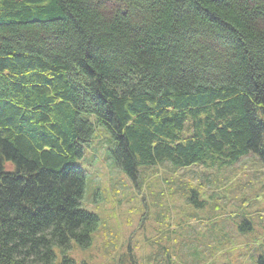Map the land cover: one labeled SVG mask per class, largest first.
<instances>
[{"label":"trees","instance_id":"trees-1","mask_svg":"<svg viewBox=\"0 0 264 264\" xmlns=\"http://www.w3.org/2000/svg\"><path fill=\"white\" fill-rule=\"evenodd\" d=\"M101 126L132 180L264 168V0H0V264L89 244L76 160Z\"/></svg>","mask_w":264,"mask_h":264},{"label":"rangeland","instance_id":"rangeland-1","mask_svg":"<svg viewBox=\"0 0 264 264\" xmlns=\"http://www.w3.org/2000/svg\"><path fill=\"white\" fill-rule=\"evenodd\" d=\"M115 150L112 135L101 126L76 160L86 178L81 209L98 222L88 245L56 249L53 264H260L264 259V168L253 163L262 165L257 156L222 167L159 163L141 167L132 180L116 165ZM242 166L247 167L237 171ZM243 218L250 231L239 230Z\"/></svg>","mask_w":264,"mask_h":264}]
</instances>
